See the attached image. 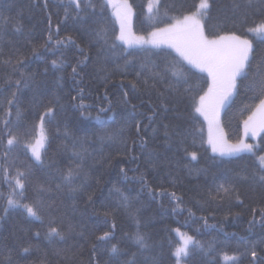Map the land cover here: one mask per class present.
Listing matches in <instances>:
<instances>
[{
    "label": "trees",
    "instance_id": "1",
    "mask_svg": "<svg viewBox=\"0 0 264 264\" xmlns=\"http://www.w3.org/2000/svg\"><path fill=\"white\" fill-rule=\"evenodd\" d=\"M147 1L129 0L135 34H147L172 17L194 11L200 0H159L154 20L147 17ZM209 2L211 8L203 21L205 35L213 38L235 32L250 38L255 66L264 53V39L244 30L264 18V12L257 10L259 0ZM249 2L252 7L246 20L239 13L234 15V4H240L242 12ZM83 3L84 10L77 13L69 0H0V132L7 120L9 129L22 136L21 144L7 158L8 137L0 139V264H93L94 243L95 264H123L129 259L135 264H175L173 252L179 240L174 229L203 245L185 258L186 264H264L260 211L264 192L251 181L259 164L257 156L264 154V130L257 135L256 155L212 154L203 120L194 112L195 100L208 87V76L166 47L126 49L115 40L118 26L106 1ZM98 28L106 31L108 45L96 42ZM68 36L75 43L56 45ZM113 41L115 49L110 47ZM125 61L130 63L125 65ZM177 61L188 77L178 93L168 88L175 85L171 65ZM144 63H148L147 69L141 68ZM153 71L165 79L154 82ZM137 72L142 73L138 81ZM17 80L21 81L19 87ZM246 83L241 82L233 100L219 114L230 143L242 139L243 122L259 102L251 99ZM187 88L194 91L185 93ZM13 93L15 103L9 106ZM47 108L54 114L44 120L47 141L42 149L45 164L41 166L23 144L34 142ZM108 135L111 141L101 139ZM141 139L147 142L143 148ZM121 141L127 142L130 154ZM77 152L81 154L75 155ZM192 152L197 153L195 160ZM149 153L153 154L151 161ZM76 166L83 171L74 181L78 190L69 194L62 176ZM4 169L13 177L17 171L29 173L22 203L39 199L53 204V209L44 210L40 220L29 217L23 208L8 207L5 211L10 188ZM221 185L235 192L228 195ZM41 187L50 191L39 192ZM173 192L182 198L179 205L170 195ZM120 194L128 198L127 206L121 204ZM52 226L58 227L65 239L49 238ZM104 232H110V238L97 243L96 237ZM138 233L146 237L148 249L135 243ZM112 245L124 254L112 257ZM225 255L235 259L225 260Z\"/></svg>",
    "mask_w": 264,
    "mask_h": 264
},
{
    "label": "snow or ice",
    "instance_id": "2",
    "mask_svg": "<svg viewBox=\"0 0 264 264\" xmlns=\"http://www.w3.org/2000/svg\"><path fill=\"white\" fill-rule=\"evenodd\" d=\"M107 3L112 6L114 9H117L115 15L120 22V32L115 37L116 41H120L125 48L151 46L153 48H161L162 46H168L175 50L178 56L186 61L188 65L199 69L202 72H207L209 82L207 90L199 96L198 100H195L194 112L198 113L200 116H203L204 120L208 122L209 125V139L208 143L212 148L214 153H218L221 156H230L236 153H252L256 155V146L253 144L245 143L243 139L237 141L236 143H230L226 137V134L219 127L218 117L220 111L226 108L230 102L233 100L234 95L237 93L241 82L247 81L244 84L246 91L251 92L253 95L252 100L258 99L259 102L255 104V108L252 110L251 114L246 120H244V133L245 136L251 134L252 137H255L258 134V130H264V53L260 55L257 59L255 66L252 64V60L255 58V49L253 46L252 40L246 38V36L237 35L235 32H232L228 35L217 36L214 39H208L204 33V21L208 17L211 4L209 0H200L199 4L196 6L197 11L190 14L184 15L181 19H177L174 23L167 25L163 28H154V30L149 33L148 37L135 36L132 34L130 29L127 26L128 16L131 12L130 5L127 4V0H124L122 5L124 12H121L119 7L114 3V0H107ZM70 5L75 6L77 13L84 10L83 0H69ZM93 9L95 8L94 4H89ZM244 10L241 12V5L234 4V15L239 13L241 18L246 20L248 15V9L252 7L251 3L244 5ZM149 12L152 11V4L148 6ZM259 12H264V0H259L257 7ZM246 33H252L256 36L264 39V18H261L258 22L252 27H248L244 30ZM96 42H101L105 45H108L109 41L107 38L106 31L103 28H98L95 32ZM52 40V36L49 35L48 41ZM75 41L71 36L63 38L56 41V45H67L73 44ZM112 49L117 47L115 41L110 45ZM83 51V49H81ZM35 47L33 52H35ZM11 62V61H9ZM129 61H125V65L129 64ZM171 65V75L175 78V85L169 84L168 88L173 92H179V85L187 83V75L182 70L181 67H178L177 64ZM52 65L57 67V61L53 60ZM119 67V66H118ZM155 67V65H153ZM142 69L148 68V63L141 65ZM73 74H76V67H73ZM141 72L136 73L137 81L141 76ZM123 75H127L126 72ZM151 78L155 81H163L165 77L159 72H152ZM133 88L137 87L136 82L130 81ZM145 85L148 84V80L143 81ZM21 81L17 80L16 85L19 87ZM152 87H155L153 83ZM194 89L187 88L184 89V92H192ZM16 93L12 94V98H9L7 103L9 106H12L15 103L14 97ZM127 93H125V98ZM160 96L163 97L164 93L161 92ZM75 99V98H73ZM195 99V98H194ZM82 106V105H81ZM135 107V106H133ZM166 107V105H165ZM245 107H251V105H246ZM106 109H101L105 111ZM10 114V112H9ZM54 110L52 108H47L46 111L40 117L39 125V136L34 143L28 141L23 144V147L31 152L32 158L38 162L41 166H44L45 161L42 156V149L45 146L47 141V135L44 130V120L45 117L52 116ZM20 112L17 110V118L19 119ZM97 120L100 119L99 116L96 117ZM151 120L152 117L149 116ZM10 121L4 122V131L0 132V139L3 136H7V150L4 153L5 158L11 150L21 144L22 136L21 134L13 133L9 129ZM167 127V125L165 126ZM137 135L140 132V122H137ZM24 136L27 133L23 134ZM168 135L167 133L165 134ZM179 135V133H177ZM111 141L113 138L111 135L107 137H102ZM182 142V141H181ZM124 145L125 150L128 154L131 153V149L127 147L126 141H121ZM146 141L141 139L140 146L143 148L146 145ZM135 144V141H133ZM81 150L86 151L81 145ZM80 152L75 153V155H80ZM191 158L195 160L197 158V153H190ZM132 159H137V157L132 156ZM147 159L151 161L153 159V154L149 153ZM259 162L257 169L251 175V181L253 185L258 186L262 192H264V155L257 157ZM50 166V165H49ZM82 168L76 166L75 168H69L67 173L63 174L62 179L64 183L68 186L69 194L77 191L78 189L74 187V181L82 173ZM121 172L124 173L125 169L121 168ZM28 172L17 171L15 176L9 175L7 169H4V180L8 184L10 191L7 193V205L5 211L8 207H19L23 208L29 217L35 218L37 220L41 219V213L44 210L51 211L53 209V204H46L43 200H34L29 203H22L26 199L24 192L26 187V179ZM59 187V185L57 186ZM221 189L228 195H231L235 192V189L228 187L224 188L221 185ZM39 192L50 191L44 188H39ZM119 193V190H117ZM174 200L177 201V204L181 202L182 198L178 197L175 192L170 194ZM0 197H3V194H0ZM89 196V200H91ZM120 202L123 206H127L128 198L120 194ZM236 198L239 199V194H236ZM175 210V209H174ZM255 211V209H253ZM262 216V223H264V208L260 209ZM105 215H108L106 212ZM52 224H55V220L51 221ZM176 232H180L179 229H174ZM49 238H59L60 240L65 239L64 234L60 231L58 227H50L48 231ZM111 236L110 232H104L101 235L96 237V242H106ZM181 244L177 246L173 252V255L176 257L177 264H180L183 258H188L192 255L194 249L200 248L203 249V245L199 241L195 240L192 236L186 233H180ZM135 243L139 246L140 249H148L150 246L147 243L146 237L142 234H136L134 237ZM97 244L92 245V261L95 264V255H96ZM24 252H27L28 249H23ZM112 257L118 258L124 253L117 248L116 245H112L110 249ZM135 255V254H133ZM253 257L256 256V252L251 253ZM225 260L235 259V257L224 256ZM123 264H135L134 259H129L123 262ZM155 264V261H153Z\"/></svg>",
    "mask_w": 264,
    "mask_h": 264
},
{
    "label": "rangeland",
    "instance_id": "3",
    "mask_svg": "<svg viewBox=\"0 0 264 264\" xmlns=\"http://www.w3.org/2000/svg\"><path fill=\"white\" fill-rule=\"evenodd\" d=\"M105 1H106V3H107V0H105ZM158 2H159V0H148L147 3H146V13H147V17H148L149 19H151V20H154V18H155V11L157 10ZM199 2H200V1H199ZM199 2L197 3V5L199 4ZM114 3L119 7V9L121 10V12H124V11H125V10L123 9V7H122V5H123V3H124V0H114ZM150 3L152 4V11H151V12H149V10H148V6H149ZM127 4L130 5V7H131V12H130V14H129V16H128V20H127V26H128V28L130 29V31L132 32L133 35H135V36H143V37L147 38L148 35H149V33H151V32L154 30V28H153L149 33H147V34H135V33L133 32V30H132L133 9H132V6H131L129 0H127ZM107 5H108V7H109V10H110V12H111V14H112V16H113V18H114V20H115L117 26H118V34H119V32H120V22H119V20L117 19L116 15H115V12H116L117 9H114V8H113L112 6H110L108 3H107ZM197 5H196V6H197ZM196 11H197V7L194 9V11H192V12H190V13H187V14H185V15H190V14L196 12ZM183 16H184V15H182V16H175V17H172V18L170 19V21H169L167 24L162 25V26H158V27H155V28H163V27H166L167 25L174 23L177 19H181ZM202 22H203V21H202ZM249 34H250L251 36L258 37V36H256L255 34H252V33H249ZM224 35H228V34H224ZM220 36H222V35H220ZM214 38H215V37H213V38H209V37H208V39H214ZM246 38H248V37H246ZM259 38H260V37H259ZM248 39H250V38H248ZM119 42H120V41H119ZM120 43H121V42H120ZM145 47H148V46H145ZM149 47H151V46L149 45ZM162 47L169 48V49H171L172 51L175 52L174 49H172V48H170V47H168V46H166V45H165V46H162ZM175 53H176V52H175ZM176 54H177V53H176ZM177 55H178V54H177ZM185 62H186V61H185ZM186 63H187V62H186ZM190 66H191V65H190ZM193 68H194V67H193ZM195 69H196V68H195ZM197 70H199V69H197ZM199 71H200V70H199ZM204 73L208 76L207 72H204ZM208 79H209V78H208ZM206 90H207V89H206ZM197 114H198V113H197ZM198 115H199V114H198ZM199 116H200V115H199ZM200 117H201L202 120H203V131H204V135H205V140H206L207 145H208L209 148H210L211 153H212V154H216V155H218V156H221V155H219L218 153H214V152L212 151V148H211V146H210L209 143H208V139H209V125H208V122L204 120L203 116H200ZM218 123H219V127L221 128V123H220L219 117H218ZM39 125H40V122L38 123V126H37V131H36V138H35V140H36V139L38 138V136H39ZM221 129H222V128H221ZM261 131H263V130H258V134H259ZM258 134H257V135H258ZM257 135H256L255 137H252L251 134L245 136V133H243V134H242V139L244 140L245 143H249V144H253V145L257 146ZM247 138H251L252 141H248ZM35 140H34V142H35ZM34 142H33V143H34ZM29 154H30V156L32 157L30 151H29ZM236 154H239V153H236ZM236 154H234V155H236ZM260 155H264V154H260ZM260 155H258V156H260ZM230 156H232V155H230ZM258 156H257V157H258ZM32 159H33V158H32ZM33 160H34V159H33ZM34 161H35V160H34ZM174 232H175V234H176V236H177V238H178V240H179V245H180V244H181V236H180V233H184V232H182L181 230H180L179 233L176 232V231H174ZM179 245H178V246H179ZM175 258H176V257H175ZM175 264H177V260L175 261ZM180 264H186V263H185V258H183V259L181 260Z\"/></svg>",
    "mask_w": 264,
    "mask_h": 264
}]
</instances>
